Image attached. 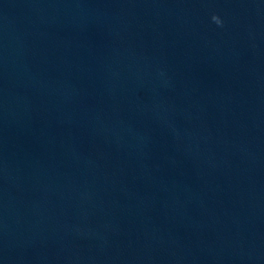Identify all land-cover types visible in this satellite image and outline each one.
<instances>
[{
  "label": "clouds",
  "instance_id": "1",
  "mask_svg": "<svg viewBox=\"0 0 264 264\" xmlns=\"http://www.w3.org/2000/svg\"><path fill=\"white\" fill-rule=\"evenodd\" d=\"M213 22H215L218 26L222 25L221 19L217 15L212 16Z\"/></svg>",
  "mask_w": 264,
  "mask_h": 264
}]
</instances>
